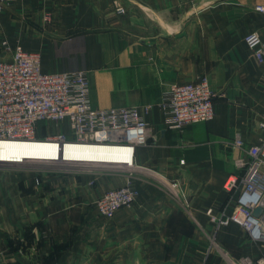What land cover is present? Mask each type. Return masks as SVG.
Instances as JSON below:
<instances>
[{
	"label": "crops",
	"instance_id": "crops-1",
	"mask_svg": "<svg viewBox=\"0 0 264 264\" xmlns=\"http://www.w3.org/2000/svg\"><path fill=\"white\" fill-rule=\"evenodd\" d=\"M256 4L264 0H8L0 60L21 45L40 53L44 72H86L95 108H150L130 167L0 169V264H264V240L218 223L242 189L235 160L264 141V61L244 42L255 31L264 43ZM203 76L214 117L166 127L162 93ZM232 178L239 186L227 190ZM130 179L134 202L99 216L95 200Z\"/></svg>",
	"mask_w": 264,
	"mask_h": 264
},
{
	"label": "built area",
	"instance_id": "built-area-1",
	"mask_svg": "<svg viewBox=\"0 0 264 264\" xmlns=\"http://www.w3.org/2000/svg\"><path fill=\"white\" fill-rule=\"evenodd\" d=\"M8 0H0V12ZM254 9L264 13V4H256ZM116 12L124 9L116 5ZM244 42L250 48L257 62L264 61V43L260 35L248 32ZM11 56L0 60V169L31 163L10 152L12 144L37 143L56 146L62 155L52 161H65V146H96L101 144L108 150L125 154L112 160L93 161L94 164L130 167L134 164V152L148 138V124L143 114L149 105L95 108L90 103L89 82L86 72L81 70L44 72L39 52L25 50L21 45L7 47ZM216 94L208 85L206 77L192 82L170 84L157 103L166 127L180 130L183 127L208 121L215 115ZM222 96V94H220ZM45 121L65 124V131L59 133H38V124ZM264 128V122L260 123ZM237 147L244 148L239 136L234 138ZM57 155L59 156V152ZM247 157L235 160V165L243 170L240 178L241 192L232 209L218 220L219 224L239 223L253 238L264 240V222L252 215L264 194V141L246 148ZM19 159V160H18ZM94 164L79 163V167ZM76 166V165H74ZM175 186V183L171 184ZM236 178L229 179L225 188L238 187ZM138 190L133 181L106 190L94 202L99 216L111 218L121 207L130 205L136 199ZM212 220L215 217L210 214Z\"/></svg>",
	"mask_w": 264,
	"mask_h": 264
},
{
	"label": "bare ground",
	"instance_id": "bare-ground-1",
	"mask_svg": "<svg viewBox=\"0 0 264 264\" xmlns=\"http://www.w3.org/2000/svg\"><path fill=\"white\" fill-rule=\"evenodd\" d=\"M98 144L96 146H81V145H71L65 146L64 149V158L65 161H58L63 164L70 165H79V163H86V164H94L93 161H105V160H117V158L124 157L126 153L121 154L115 150H108L103 146ZM12 153H14L17 157H21L23 159L30 162H38V163H52L56 161L57 157L61 158V151L57 149L56 146L46 145L42 142L37 143H17L12 144L10 149ZM57 151L59 152V156L57 155ZM19 160V159H18Z\"/></svg>",
	"mask_w": 264,
	"mask_h": 264
},
{
	"label": "rangeland",
	"instance_id": "rangeland-1",
	"mask_svg": "<svg viewBox=\"0 0 264 264\" xmlns=\"http://www.w3.org/2000/svg\"><path fill=\"white\" fill-rule=\"evenodd\" d=\"M65 124L61 123V124H51L45 121H40L38 124V133L39 134H43V133H59V132H63L65 131ZM53 165H50L48 162L46 163H38V162H31L28 164H25L23 166H21L22 168H28V169H36V170H41V169H48V168H55L56 165H58L57 167H60V169L64 168V169H75V170H79V166L76 165L74 167H72V165H70V163L68 164H63L61 162H54L52 163ZM50 165V166H49ZM69 165V166H68Z\"/></svg>",
	"mask_w": 264,
	"mask_h": 264
},
{
	"label": "water",
	"instance_id": "water-1",
	"mask_svg": "<svg viewBox=\"0 0 264 264\" xmlns=\"http://www.w3.org/2000/svg\"><path fill=\"white\" fill-rule=\"evenodd\" d=\"M264 194L261 196V200L252 210V215L256 218H260L264 222Z\"/></svg>",
	"mask_w": 264,
	"mask_h": 264
}]
</instances>
